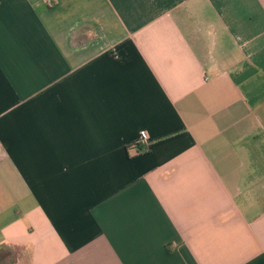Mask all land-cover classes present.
Listing matches in <instances>:
<instances>
[{
	"label": "crops",
	"instance_id": "0c3cea01",
	"mask_svg": "<svg viewBox=\"0 0 264 264\" xmlns=\"http://www.w3.org/2000/svg\"><path fill=\"white\" fill-rule=\"evenodd\" d=\"M0 247L264 264V0H0Z\"/></svg>",
	"mask_w": 264,
	"mask_h": 264
},
{
	"label": "trees",
	"instance_id": "16d2710c",
	"mask_svg": "<svg viewBox=\"0 0 264 264\" xmlns=\"http://www.w3.org/2000/svg\"><path fill=\"white\" fill-rule=\"evenodd\" d=\"M15 257L9 248L0 247V264H13Z\"/></svg>",
	"mask_w": 264,
	"mask_h": 264
},
{
	"label": "built area",
	"instance_id": "2783aa9c",
	"mask_svg": "<svg viewBox=\"0 0 264 264\" xmlns=\"http://www.w3.org/2000/svg\"><path fill=\"white\" fill-rule=\"evenodd\" d=\"M142 141H141V143L143 144V146H145L146 145V143H147V136L146 135H142ZM144 150V149H143Z\"/></svg>",
	"mask_w": 264,
	"mask_h": 264
}]
</instances>
